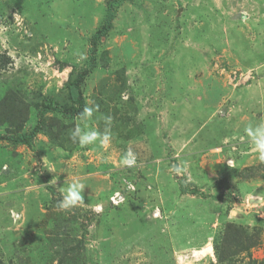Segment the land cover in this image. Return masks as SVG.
Returning a JSON list of instances; mask_svg holds the SVG:
<instances>
[{
  "label": "rangeland",
  "instance_id": "rangeland-1",
  "mask_svg": "<svg viewBox=\"0 0 264 264\" xmlns=\"http://www.w3.org/2000/svg\"><path fill=\"white\" fill-rule=\"evenodd\" d=\"M84 72L107 144L40 115ZM262 122L264 0H0V264H264ZM73 182L83 202L60 210Z\"/></svg>",
  "mask_w": 264,
  "mask_h": 264
},
{
  "label": "clouds",
  "instance_id": "clouds-1",
  "mask_svg": "<svg viewBox=\"0 0 264 264\" xmlns=\"http://www.w3.org/2000/svg\"><path fill=\"white\" fill-rule=\"evenodd\" d=\"M84 59L83 56H81ZM95 107H85L83 112L80 114V119L85 121L83 126L76 125L69 133L70 139L73 143H78L80 146H87L90 144H95L99 141L101 144H107L111 138V125L112 117H104L105 128L103 132L91 129L88 127L86 121L91 119ZM246 133L250 138V142L253 144L255 150L258 152V159L264 161V122L256 124L255 126H249L246 129ZM229 164H232V161H229ZM52 183H56V179L52 180ZM85 186L78 182H73L68 185L64 191L63 200H61L57 207L60 210H68L72 207L77 206L79 203L83 202V189Z\"/></svg>",
  "mask_w": 264,
  "mask_h": 264
},
{
  "label": "trees",
  "instance_id": "trees-1",
  "mask_svg": "<svg viewBox=\"0 0 264 264\" xmlns=\"http://www.w3.org/2000/svg\"><path fill=\"white\" fill-rule=\"evenodd\" d=\"M114 17V11H109L107 15V22L104 23L100 28L97 29V31L92 35V38L95 37H100L101 35L106 34L107 30L111 27L112 21ZM86 76V72L80 73L75 79H72L71 81L68 82V88L69 92L73 101V104L69 107L58 105L56 103L48 104L42 112H40V115H43L46 113L48 110H56L59 112H62L63 114H68V115H78L81 114L85 108V102L82 97L81 93V85L83 83L84 77ZM39 131V125H37L31 133H23L20 134L17 139L18 141L30 144V139H32ZM9 139L13 140V137H9ZM232 226L229 225L226 231H231ZM234 231V230H232ZM237 232H231L229 233L230 237H233L234 240V235H236ZM227 237V236H226Z\"/></svg>",
  "mask_w": 264,
  "mask_h": 264
},
{
  "label": "crops",
  "instance_id": "crops-1",
  "mask_svg": "<svg viewBox=\"0 0 264 264\" xmlns=\"http://www.w3.org/2000/svg\"><path fill=\"white\" fill-rule=\"evenodd\" d=\"M130 152L132 153V157L135 159V164L144 166L146 168L152 165L151 163L153 162L151 159L153 157L151 158L149 150H147L145 148V145H143L142 143H134Z\"/></svg>",
  "mask_w": 264,
  "mask_h": 264
},
{
  "label": "water",
  "instance_id": "water-1",
  "mask_svg": "<svg viewBox=\"0 0 264 264\" xmlns=\"http://www.w3.org/2000/svg\"><path fill=\"white\" fill-rule=\"evenodd\" d=\"M253 200V199H252Z\"/></svg>",
  "mask_w": 264,
  "mask_h": 264
}]
</instances>
